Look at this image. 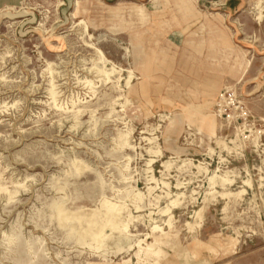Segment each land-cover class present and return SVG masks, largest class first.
Returning a JSON list of instances; mask_svg holds the SVG:
<instances>
[{
  "label": "rangeland",
  "instance_id": "rangeland-1",
  "mask_svg": "<svg viewBox=\"0 0 264 264\" xmlns=\"http://www.w3.org/2000/svg\"><path fill=\"white\" fill-rule=\"evenodd\" d=\"M0 264H264V0H0Z\"/></svg>",
  "mask_w": 264,
  "mask_h": 264
},
{
  "label": "bare ground",
  "instance_id": "bare-ground-1",
  "mask_svg": "<svg viewBox=\"0 0 264 264\" xmlns=\"http://www.w3.org/2000/svg\"><path fill=\"white\" fill-rule=\"evenodd\" d=\"M101 56H102V60L103 59H105L104 57H103V55L101 54ZM249 63L250 62H248L247 63V66L249 65ZM105 66V65H104ZM91 71V70H90ZM92 71H93V69H92ZM99 72V71H98ZM106 75V74H105ZM106 79V78H105ZM55 103V102H54ZM220 144V143H219ZM215 178V177H214ZM214 181L216 180V178L215 179H213ZM224 182H227L226 180H224ZM214 184H216V181L214 182ZM246 184H248V182L246 183ZM105 204L106 205H108V210H109V212L111 213V214H113V215H115L116 217H117V219L119 220L120 219V216H121V212H122V208L120 207V206H116V205H113L112 203H110V202H107V201H105ZM202 212V211H201ZM201 212H197L196 213V216L199 218L200 216H201ZM202 217V216H201ZM60 218H61V216H60ZM118 224V223H117ZM116 225V224H115ZM93 230V229H92ZM99 236H101V235H99ZM97 238H99V237H97ZM146 255H148V254H146Z\"/></svg>",
  "mask_w": 264,
  "mask_h": 264
}]
</instances>
